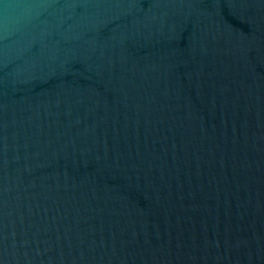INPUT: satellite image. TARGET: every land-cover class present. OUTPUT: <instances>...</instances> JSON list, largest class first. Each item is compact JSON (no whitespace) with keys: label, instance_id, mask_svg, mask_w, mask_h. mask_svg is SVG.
I'll list each match as a JSON object with an SVG mask.
<instances>
[{"label":"water","instance_id":"water-1","mask_svg":"<svg viewBox=\"0 0 264 264\" xmlns=\"http://www.w3.org/2000/svg\"><path fill=\"white\" fill-rule=\"evenodd\" d=\"M0 264H264V0H0Z\"/></svg>","mask_w":264,"mask_h":264}]
</instances>
